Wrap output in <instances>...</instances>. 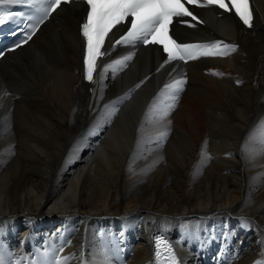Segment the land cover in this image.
<instances>
[{"label": "bare ground", "instance_id": "6f19581e", "mask_svg": "<svg viewBox=\"0 0 264 264\" xmlns=\"http://www.w3.org/2000/svg\"><path fill=\"white\" fill-rule=\"evenodd\" d=\"M251 1V28L214 7L197 10L202 24L173 23L180 40L236 45L226 56L165 64L156 46L113 49V31L85 82V7L70 3L0 58L6 260L85 264L107 253L113 264H153L162 231L184 264L264 262V148L254 146L264 138V0ZM129 54L126 67L113 64ZM181 79L161 119L172 104L164 86Z\"/></svg>", "mask_w": 264, "mask_h": 264}, {"label": "snow or ice", "instance_id": "6c2138e0", "mask_svg": "<svg viewBox=\"0 0 264 264\" xmlns=\"http://www.w3.org/2000/svg\"><path fill=\"white\" fill-rule=\"evenodd\" d=\"M67 3H69V0H0V6H4L0 7V25L13 19V17L24 15L21 12H12L7 6L27 4L32 10L31 15L28 17L32 23L28 26V30L25 31L24 38L19 40L14 48L9 49V51H13L15 48H19L31 41L40 26L49 19L52 13ZM85 3L87 8L86 21L81 25V33L86 42L83 64L85 79L89 82H92L94 79L93 73L96 69L97 58L101 55L109 54L108 50H105L104 53L101 52V46L105 37L108 36L113 28L126 22L130 26L126 28L125 34L116 40L112 48L114 49L116 45L132 47H135L137 44L162 45L163 51L167 53L165 64L174 60L187 62V60L195 59L198 56H226L236 48V45L225 44L223 41H216L208 45L177 43L176 40H173L168 34L169 26L173 23L174 17H190L192 21L200 22L198 17L193 14L195 9L189 10L185 4L197 7L216 6L224 11L234 10L235 15L246 26L249 28L253 27L249 0H85ZM188 26L194 27L195 25L189 23ZM4 55L5 53L0 51V57ZM132 59L133 54H129L122 59L113 61V64L123 68L127 66V61H131ZM108 67H112V65L106 66L104 70L107 71ZM184 84L185 81L181 79L164 86L165 89L171 90L172 104L168 110L163 112L161 119L167 117L171 109L175 107L179 95L183 91ZM136 87L139 88L140 84H137ZM114 114L115 112L109 115ZM259 127L264 128V121L261 122ZM251 135L250 133V137ZM166 136L167 132L162 133L159 140L162 141ZM245 144L248 145L249 140H246ZM254 146L264 148V138ZM261 155H264V152ZM202 156L206 160L211 159V156L207 152H203ZM247 158L246 153L245 159ZM162 244L167 247L169 264H180L173 248L167 244V241H162L159 238L157 239L156 255L160 256L159 249ZM8 255L10 256L11 253H8ZM71 259L72 257L70 256L64 257L61 260H56L54 264H70ZM0 264H12L10 260L5 259V253L2 248H0ZM17 264H22V261L17 262ZM35 264H53V261L42 258L36 261ZM85 264H113V260L107 253H99L97 259L91 262L85 261ZM259 264H264V262H259Z\"/></svg>", "mask_w": 264, "mask_h": 264}]
</instances>
